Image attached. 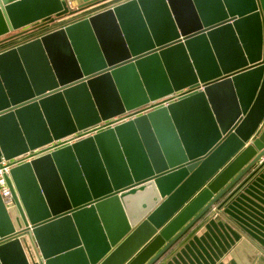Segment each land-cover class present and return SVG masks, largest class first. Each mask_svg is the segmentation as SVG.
<instances>
[{"label": "water", "instance_id": "1", "mask_svg": "<svg viewBox=\"0 0 264 264\" xmlns=\"http://www.w3.org/2000/svg\"><path fill=\"white\" fill-rule=\"evenodd\" d=\"M106 1L0 0V43ZM263 156L264 0L92 12L0 51V264H154Z\"/></svg>", "mask_w": 264, "mask_h": 264}, {"label": "crops", "instance_id": "2", "mask_svg": "<svg viewBox=\"0 0 264 264\" xmlns=\"http://www.w3.org/2000/svg\"><path fill=\"white\" fill-rule=\"evenodd\" d=\"M122 1L71 15L66 8L54 22L47 18L20 29L17 37L0 43V51ZM154 264H264V162H257Z\"/></svg>", "mask_w": 264, "mask_h": 264}, {"label": "built area", "instance_id": "3", "mask_svg": "<svg viewBox=\"0 0 264 264\" xmlns=\"http://www.w3.org/2000/svg\"><path fill=\"white\" fill-rule=\"evenodd\" d=\"M144 112V111H143ZM124 116V117H123ZM135 115H130L129 112L125 113L124 115H121L120 117H116L115 120H117L114 124H118L120 122H124V121H127L131 118H134ZM123 118V119H121ZM102 124H100L99 126H101ZM98 126V127H99ZM112 125H108L106 127H100V128H97L94 129L93 131L81 136V137H73L70 142H74V141H77L81 138H84V137H87L95 132H99L105 128H108ZM27 159H30V158H27ZM27 159H16L18 161H15V163H12L13 160H10V161H6V160H3L1 163H0V194L3 198V201L5 204H9L11 201H12V192H11V189L7 183V180L5 178V175H9L10 174V169L15 165V164H19L21 162H23V160H27ZM258 162H264V156L261 157V159L258 161ZM12 163V164H11Z\"/></svg>", "mask_w": 264, "mask_h": 264}, {"label": "rangeland", "instance_id": "4", "mask_svg": "<svg viewBox=\"0 0 264 264\" xmlns=\"http://www.w3.org/2000/svg\"><path fill=\"white\" fill-rule=\"evenodd\" d=\"M38 23H36V24H34V25H30V26H35V25H37ZM43 24V23H42ZM41 23H40V25H42ZM38 28V27H37Z\"/></svg>", "mask_w": 264, "mask_h": 264}]
</instances>
